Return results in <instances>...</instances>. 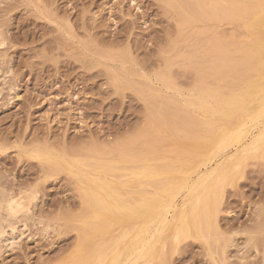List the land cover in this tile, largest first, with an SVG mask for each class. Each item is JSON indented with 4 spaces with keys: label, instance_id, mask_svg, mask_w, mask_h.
Masks as SVG:
<instances>
[{
    "label": "rangeland",
    "instance_id": "obj_1",
    "mask_svg": "<svg viewBox=\"0 0 264 264\" xmlns=\"http://www.w3.org/2000/svg\"><path fill=\"white\" fill-rule=\"evenodd\" d=\"M193 1L0 0V264H93L125 246L143 219L89 212L97 179L131 204L179 192L138 264H264V147L206 161L239 121L196 99L264 83L262 0ZM204 163L222 166L197 200L175 188Z\"/></svg>",
    "mask_w": 264,
    "mask_h": 264
},
{
    "label": "bare ground",
    "instance_id": "obj_2",
    "mask_svg": "<svg viewBox=\"0 0 264 264\" xmlns=\"http://www.w3.org/2000/svg\"><path fill=\"white\" fill-rule=\"evenodd\" d=\"M205 9L206 8H204V10ZM241 11H243V10H241ZM184 16H185V14H184ZM200 16L202 17V15H200ZM254 16H255V18H257L260 21H261V19L262 20L264 19V0H262L261 5L255 9ZM225 19H227V18H225ZM188 24H190V23H188ZM216 37H217V35H216ZM239 46H241V45H239ZM214 58L216 60V63L222 64L225 61L226 56L222 55V54L221 55L216 54L214 56ZM214 67H217V64H215ZM213 75H215V74H213ZM247 85L244 89H242L238 93H235L234 91L233 92L230 91V93H228V94H221L216 90H212L209 92L201 91L199 94L197 93L198 96L196 97V99H197L198 110H201L202 112L207 113L211 116H213L214 114H221L227 122H228V120H231L234 118H236L237 121H239V124L237 125V127L234 131L224 132L222 134V138L220 139L219 142L214 141L212 144H210V148L207 152V157H206L207 160L206 161H209V162L212 161L216 157H219L227 148H229L233 144H241L244 141L245 142L242 143L240 148H239L241 151H245L248 149L257 150L259 148L264 147V124L261 123V120H264V83L256 82L253 85L252 84L249 85V83ZM258 86L260 87L261 90L258 94H256V93H254V89ZM255 101H258V105L252 106V104ZM208 121H209V119H208ZM260 123L262 125L260 128H258V125ZM249 124L255 125L254 129L257 127V132L254 135H252L248 139V141H246V139H247L246 134H249V129H248ZM224 125H225V123H224ZM252 129H253V127H252ZM214 163H216V162H214ZM203 166H204L203 167L204 171L203 172L200 171L201 174L198 175L197 180L195 179V181H193L192 183H189L190 181L189 182L187 181L188 177H184L182 182L175 185V188H177L178 191L183 190V189H187V192L192 197L195 195L197 190H205L207 188L206 185H207V182L209 181V179H211L213 176L217 175V173L221 169L222 165L220 163H218L216 166L212 167V166H209V163L208 164L204 163ZM137 175L139 177H142V179H143V177L148 178V177H153L155 175L158 176V174L156 172H154L153 170H150L148 168H143L140 172L137 173ZM131 177H132V175H131ZM73 180H75V179H73ZM95 181H96L95 182L96 184H94L95 188L91 189L85 193V196L89 200V204H90L89 212L95 213V216L101 217L102 219L103 218L105 219V217L106 218H109V217L138 218L139 217V218L143 219L144 226L139 227V228L132 231V237L130 238V241L125 246H122V248L116 247L109 257L104 256V255L103 256L100 255L97 258L96 262H94L93 264H138V262L140 260L146 258L148 255H151L156 251V247L154 244V239H155L154 234L153 233L151 234L149 232L150 226L153 224H156L157 227H159L156 229L157 232H160V230L162 231L165 228V225L167 223L166 215L168 214V210H170L172 208L174 209V202L175 201H173V200H174V197L177 196L176 194H179V192H172L168 187H163L160 189L157 188V189H155L156 193L163 196L162 197L163 199L161 201L157 200L156 195H152V196L142 195L137 199V201L135 203L131 204V203L123 200L119 196L112 197L110 195H107V194L101 192V191H103L102 182H100L101 180L97 179ZM125 189H127V188H125ZM4 193L2 194L3 196H4ZM209 193H211V192H209ZM7 195H9V194H7ZM3 196H1L0 198H3ZM194 198H195V200L198 199L197 196H194ZM4 202H6V201H4ZM5 205L12 212V214L16 215V213L18 214V212H20V210L23 208L22 205H24V204L21 205V203H18V202L8 201V202H6ZM103 214H105L107 216H105ZM11 217H13V216H11ZM174 218H175V215L172 214L171 220H173ZM171 220H170V222H171ZM168 223H169V220H168ZM192 227H193L195 233H197V235L202 234V227L199 225V223H196V217H195V220H193ZM190 229H192V228H190ZM194 236H195V234H194Z\"/></svg>",
    "mask_w": 264,
    "mask_h": 264
}]
</instances>
